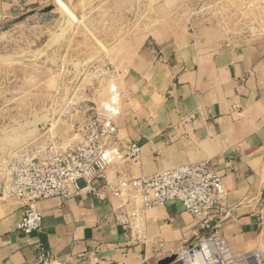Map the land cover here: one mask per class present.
Wrapping results in <instances>:
<instances>
[{
    "label": "crops",
    "instance_id": "1",
    "mask_svg": "<svg viewBox=\"0 0 264 264\" xmlns=\"http://www.w3.org/2000/svg\"><path fill=\"white\" fill-rule=\"evenodd\" d=\"M57 2L0 0V22L48 17ZM119 49V98L106 104L118 112L119 139L141 146L132 176L209 161L228 191L226 214L209 230L179 204L154 207L144 211L138 238L116 218L112 195L82 194L36 201L42 226L26 234L17 228L24 205L0 196V264H43L41 253L47 264H92L96 251L99 264H154L207 235L226 240L235 256L258 251L264 264V34L234 38L205 25L126 36L112 47ZM10 157H0V195Z\"/></svg>",
    "mask_w": 264,
    "mask_h": 264
},
{
    "label": "rangeland",
    "instance_id": "2",
    "mask_svg": "<svg viewBox=\"0 0 264 264\" xmlns=\"http://www.w3.org/2000/svg\"><path fill=\"white\" fill-rule=\"evenodd\" d=\"M70 9L75 17L69 21L58 3L48 17L0 22V157L54 136L62 146L71 142L83 113L70 108L61 117V112L84 101L106 108L116 82H101L107 73L99 68L111 62L122 74L123 51L112 47L126 36L194 33L205 25L234 38L264 34V0H75ZM47 43L49 53L42 51ZM23 57L37 58L14 61ZM80 59L95 60L81 64ZM118 82L121 86L122 77ZM8 162L1 166L4 173ZM3 190L0 196L9 198Z\"/></svg>",
    "mask_w": 264,
    "mask_h": 264
},
{
    "label": "built area",
    "instance_id": "3",
    "mask_svg": "<svg viewBox=\"0 0 264 264\" xmlns=\"http://www.w3.org/2000/svg\"><path fill=\"white\" fill-rule=\"evenodd\" d=\"M104 62L99 71L107 73V78L100 81L117 82L119 70L111 62ZM111 92V103L115 105L119 98L117 88ZM69 105L61 117L70 108L82 112L84 117L73 126L75 134L71 142L62 146L59 136L50 137L25 145L9 159L3 193L24 205L17 226L20 231L32 234L40 230L43 214L36 201L56 197L68 200L82 194L100 201L112 195L119 201L113 209L116 218L138 238L143 232L144 211L154 207L179 204L197 224L209 230L214 221L226 214L228 191L209 161L181 165L149 177H133L130 165L138 161L141 146L119 139L115 122L118 112L107 108L101 111L91 101ZM79 181H83V186ZM175 254L173 264H262L258 251L235 256L227 241L215 235L185 241ZM39 261L47 264L50 258L41 253ZM99 263L96 251L92 264Z\"/></svg>",
    "mask_w": 264,
    "mask_h": 264
},
{
    "label": "water",
    "instance_id": "4",
    "mask_svg": "<svg viewBox=\"0 0 264 264\" xmlns=\"http://www.w3.org/2000/svg\"><path fill=\"white\" fill-rule=\"evenodd\" d=\"M64 46H65V43H64ZM50 50H51V46L49 47L48 43L44 47H42L43 52L46 51L47 53H49ZM37 57H34V58L33 57L17 58V59H14V61L32 60V59H35ZM175 261H176V254L164 258L163 260L159 261L157 264H173Z\"/></svg>",
    "mask_w": 264,
    "mask_h": 264
},
{
    "label": "bare ground",
    "instance_id": "5",
    "mask_svg": "<svg viewBox=\"0 0 264 264\" xmlns=\"http://www.w3.org/2000/svg\"><path fill=\"white\" fill-rule=\"evenodd\" d=\"M59 6L61 8V11L64 13V18H66V20L68 19L71 20L70 18L75 17L74 13L72 12V10L70 9V6H68L63 0H58ZM63 16V15H62ZM68 17V18H67ZM63 20V19H62ZM66 20L64 23H66ZM73 20V19H72ZM78 20V19H77ZM69 25V24H68ZM67 25V26H68ZM62 29V28H61ZM63 31V30H62ZM59 35V34H58ZM51 42V41H50ZM108 110H110V106L109 104H105L104 105Z\"/></svg>",
    "mask_w": 264,
    "mask_h": 264
}]
</instances>
